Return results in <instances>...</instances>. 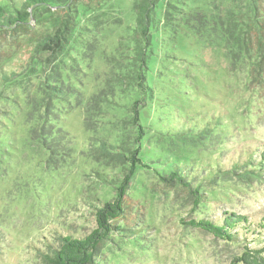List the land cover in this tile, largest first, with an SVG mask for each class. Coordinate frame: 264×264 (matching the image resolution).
<instances>
[{"label":"rangeland","instance_id":"obj_1","mask_svg":"<svg viewBox=\"0 0 264 264\" xmlns=\"http://www.w3.org/2000/svg\"><path fill=\"white\" fill-rule=\"evenodd\" d=\"M176 1L172 24L158 26L148 78L153 96L140 120L141 163L126 190L137 232L110 233L94 264H232L242 242L191 224L220 223L225 214L246 216V242L264 244V177L206 179L218 166L249 158L264 174V73L257 70L258 62L264 66V0ZM20 2L0 0L9 10ZM132 2L86 4L61 69L34 65L27 52L53 30L54 9L29 21L28 33H1L0 264H42L60 237L92 230L96 208L115 197L123 167L101 156L97 144L125 147L136 136L129 119L138 90L126 75ZM47 69L51 84L61 80L74 90L51 95L42 82ZM176 167L199 195L162 179Z\"/></svg>","mask_w":264,"mask_h":264},{"label":"trees","instance_id":"obj_2","mask_svg":"<svg viewBox=\"0 0 264 264\" xmlns=\"http://www.w3.org/2000/svg\"><path fill=\"white\" fill-rule=\"evenodd\" d=\"M112 1L21 0L19 8L13 10H9L7 6L0 4V35L2 32L10 31L13 33H28L32 29L29 21L32 19L37 21L39 13L54 9L59 19L53 30L38 35L33 44L27 47V52L30 54L29 58L35 59L34 65H37L40 61L44 62L42 65L48 67L49 70L54 65L57 69H61L59 63L62 60L60 57L70 49L79 28L80 18L87 14L85 13L88 10L87 6H91L93 9H101ZM176 3V0H133L131 9L134 19L130 42L132 55L131 60H129L132 64L127 69L126 75L135 83L138 90V96L130 105L131 116L129 119V123L135 128L136 136L132 143L125 147L113 146L101 140L97 144V152L101 156L117 160L123 167L118 186L115 188V197L110 201L102 202L96 208L95 227L92 230L83 237H73L71 235L60 237L58 246L41 256L42 264H94V261L101 254L104 241L110 233L121 230L128 233L126 235L128 237L136 234L137 229L134 226L138 225L137 218L139 217L136 215L138 214L137 210L132 209V206L127 203L126 190L136 167L141 163L139 154L144 126L140 124V120L142 110L146 108L148 99L153 96L148 78L149 74L153 73L151 65L155 61L154 57H156L158 51V26L167 27L172 24L170 13L179 9ZM257 64V70L263 74L264 66L261 67L262 62ZM49 70L47 69L48 74L42 82L51 91V95L71 93L74 90V87L63 84L61 80L58 81L59 85L56 83L51 84L55 81V77L51 76L50 78L52 72H49ZM46 78L49 83L45 81ZM46 131V135H49V130ZM184 133H187L186 135L190 134L188 130ZM258 162H264V150L259 153ZM184 175V172L176 167L167 176H163L162 179L169 184H182L191 195H199L197 188H193L191 181L186 180ZM219 175L236 176L239 180L253 177L261 179L264 177L263 168H257L253 158L235 162L228 168L218 166L214 172L211 171L207 174L206 179L211 181ZM130 213L132 215L129 217ZM115 220L122 221L124 224L130 221L131 223L134 222L127 228H121L111 224ZM191 224L225 241L242 242V251L233 258L232 264H264V244L252 247L248 244L249 242H246V234L250 226L246 216L225 214L220 223H216L211 219H200L191 221ZM241 225L243 232L241 231ZM259 227L262 228L263 226Z\"/></svg>","mask_w":264,"mask_h":264}]
</instances>
